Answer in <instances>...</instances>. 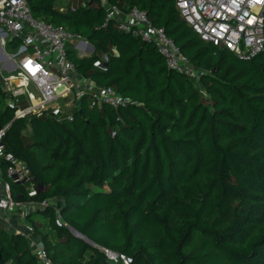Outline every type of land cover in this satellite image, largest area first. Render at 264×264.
<instances>
[{"label":"trees","instance_id":"obj_1","mask_svg":"<svg viewBox=\"0 0 264 264\" xmlns=\"http://www.w3.org/2000/svg\"><path fill=\"white\" fill-rule=\"evenodd\" d=\"M27 1L34 17L93 45L80 55L67 44L81 75L128 99L113 108L85 93L71 118L49 109L14 118L0 88L1 141L28 166L33 199L50 202L27 216L47 264H264V50L245 60L202 40L176 0H107L163 28L203 94L99 0ZM10 189L31 198L23 182ZM0 264L43 263L0 224Z\"/></svg>","mask_w":264,"mask_h":264},{"label":"built area","instance_id":"obj_2","mask_svg":"<svg viewBox=\"0 0 264 264\" xmlns=\"http://www.w3.org/2000/svg\"><path fill=\"white\" fill-rule=\"evenodd\" d=\"M99 1L107 18L118 19L119 29L154 43L169 68L189 76L197 73L173 39L163 28L154 26L144 11L135 6L122 9L107 0ZM80 3L86 6L88 0ZM176 7L202 40L226 48L238 58L248 60L264 50V0H176ZM74 39L81 38L34 17L27 0H0V88L6 103L15 108L14 118L31 113L38 116L43 109L53 114L65 113L71 118L70 109L78 105V98L85 93L92 95L91 104L106 103L117 108L128 102L114 88L98 87L77 71L67 55V44ZM5 48L12 54L8 55ZM70 94L73 96L68 100ZM21 95L29 104L24 108L19 105ZM8 125L0 129V224L27 237L37 258L47 264L40 240L34 241L31 222L23 221L50 202L33 199L36 189L28 166L2 143ZM10 180L25 183L31 198L16 200ZM56 214L59 218L58 210ZM105 252L109 257L117 256Z\"/></svg>","mask_w":264,"mask_h":264},{"label":"rangeland","instance_id":"obj_3","mask_svg":"<svg viewBox=\"0 0 264 264\" xmlns=\"http://www.w3.org/2000/svg\"><path fill=\"white\" fill-rule=\"evenodd\" d=\"M80 2H81V0H56V5H57L58 7H63V6H65L66 4L70 3L71 5L76 6V5H78ZM81 41H86V40L83 39V38H82V39H74V40H72V42H73L75 45L79 46L78 49H77L78 53L89 54V48H88V45H87V44L82 45V44H81ZM86 45H87V46H86ZM5 52H6L8 55H11V54H12V53H11V50H10V49H7V48H5ZM4 73L6 74V72H4ZM198 76H199V74H197V73L190 75L191 80L194 82L195 86H196V87H197V88H198V89L204 94L203 88H202L201 84H200L199 81H198ZM72 96H73V94H70L68 100H71ZM19 100H20L19 105L21 106V108H24V107H26V106L29 105L28 102H27L26 99H25V96L21 95V96L19 97ZM64 103H66V102H64ZM61 107L64 108V104H63V103H61ZM24 134H27V132L25 131ZM56 217H57V214H56ZM57 219L59 220L60 217H59V218L57 217ZM26 221H28L27 217L24 219L23 222L25 223ZM6 229H7V228H6ZM7 230H8V229H7ZM9 231H11V230H9ZM11 232H13V231H11Z\"/></svg>","mask_w":264,"mask_h":264},{"label":"water","instance_id":"obj_4","mask_svg":"<svg viewBox=\"0 0 264 264\" xmlns=\"http://www.w3.org/2000/svg\"><path fill=\"white\" fill-rule=\"evenodd\" d=\"M81 44H87L88 45L89 53H91L94 50L93 45L87 41H81ZM75 47H76V49H78L79 46L75 45ZM79 54L81 55L82 53H79ZM69 229L75 236L82 238L84 241H86L87 243H89L92 246H96V244L92 240H90L88 237H86L84 234H82L81 232H79L75 228L69 226Z\"/></svg>","mask_w":264,"mask_h":264},{"label":"crops","instance_id":"obj_5","mask_svg":"<svg viewBox=\"0 0 264 264\" xmlns=\"http://www.w3.org/2000/svg\"><path fill=\"white\" fill-rule=\"evenodd\" d=\"M82 45H84V44H82ZM33 236H34V241L38 242V240H39L38 234H34ZM32 248H33V246H32Z\"/></svg>","mask_w":264,"mask_h":264},{"label":"bare ground","instance_id":"obj_6","mask_svg":"<svg viewBox=\"0 0 264 264\" xmlns=\"http://www.w3.org/2000/svg\"><path fill=\"white\" fill-rule=\"evenodd\" d=\"M41 209V208H40ZM36 212V211H35Z\"/></svg>","mask_w":264,"mask_h":264}]
</instances>
